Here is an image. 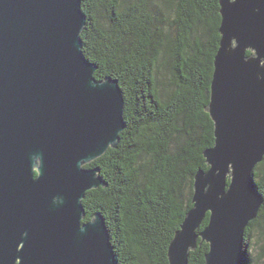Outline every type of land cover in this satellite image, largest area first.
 I'll return each instance as SVG.
<instances>
[{
    "label": "water",
    "instance_id": "water-1",
    "mask_svg": "<svg viewBox=\"0 0 264 264\" xmlns=\"http://www.w3.org/2000/svg\"><path fill=\"white\" fill-rule=\"evenodd\" d=\"M219 7L206 109L214 146L169 264H188L199 239L205 264H245L244 231L262 205L253 172L264 157V0ZM84 25L81 0H0V264H116L104 219L82 223L81 202L105 187L84 166L117 147L123 98L116 81L94 78Z\"/></svg>",
    "mask_w": 264,
    "mask_h": 264
},
{
    "label": "trees",
    "instance_id": "trees-1",
    "mask_svg": "<svg viewBox=\"0 0 264 264\" xmlns=\"http://www.w3.org/2000/svg\"><path fill=\"white\" fill-rule=\"evenodd\" d=\"M219 9V0H81L83 56L96 66L94 78L116 81L123 98L117 147L84 166L99 169L105 187L81 202L82 223L96 213L104 219L116 264H169L194 176L209 168L203 153L214 146L206 109ZM253 177L262 205L244 231L243 252L245 264H264V157ZM207 252L199 239L188 264H205Z\"/></svg>",
    "mask_w": 264,
    "mask_h": 264
},
{
    "label": "bare ground",
    "instance_id": "bare-ground-1",
    "mask_svg": "<svg viewBox=\"0 0 264 264\" xmlns=\"http://www.w3.org/2000/svg\"><path fill=\"white\" fill-rule=\"evenodd\" d=\"M250 55H251V53H250Z\"/></svg>",
    "mask_w": 264,
    "mask_h": 264
}]
</instances>
